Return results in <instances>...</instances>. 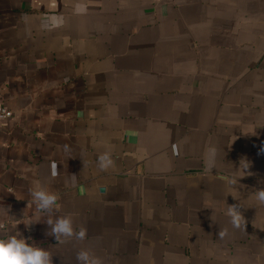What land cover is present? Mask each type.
Here are the masks:
<instances>
[{"label":"crops","instance_id":"crops-1","mask_svg":"<svg viewBox=\"0 0 264 264\" xmlns=\"http://www.w3.org/2000/svg\"><path fill=\"white\" fill-rule=\"evenodd\" d=\"M0 103V235L52 264H264V0H0ZM64 215L84 239L50 235Z\"/></svg>","mask_w":264,"mask_h":264},{"label":"clouds","instance_id":"clouds-1","mask_svg":"<svg viewBox=\"0 0 264 264\" xmlns=\"http://www.w3.org/2000/svg\"><path fill=\"white\" fill-rule=\"evenodd\" d=\"M261 151H264L262 146ZM216 152L211 149L208 154L207 166L209 168L215 165ZM112 164L111 159L107 154L99 158V166L107 168ZM249 167L246 164L245 170ZM226 180L228 184L235 181L228 177H220ZM256 200L264 203V188L257 190L254 194ZM31 203L35 205L37 212L48 213L52 210H59L58 195L55 192L49 191L41 186H36L30 190ZM240 206L229 205L227 215L230 217V223L233 227H239L244 218L239 210ZM39 219L30 223H25V227L31 223L38 222ZM45 223L51 226L50 235L59 240L61 237L75 236L77 239H84L86 232L84 229L74 231L71 215L57 216L53 219L49 216ZM226 231H219L218 235L223 237ZM52 255L50 251L37 244L31 236H25L17 228L14 231L0 235V264H52ZM76 259L78 264H99L97 257L90 254L88 250H81L77 253Z\"/></svg>","mask_w":264,"mask_h":264},{"label":"built area","instance_id":"built-area-1","mask_svg":"<svg viewBox=\"0 0 264 264\" xmlns=\"http://www.w3.org/2000/svg\"><path fill=\"white\" fill-rule=\"evenodd\" d=\"M13 112L0 103V120L10 118Z\"/></svg>","mask_w":264,"mask_h":264}]
</instances>
